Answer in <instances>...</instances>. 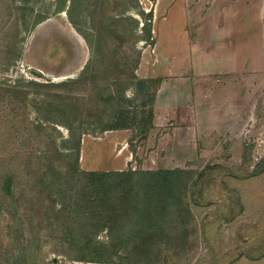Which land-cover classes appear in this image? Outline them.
Instances as JSON below:
<instances>
[{
  "label": "rangeland",
  "instance_id": "obj_1",
  "mask_svg": "<svg viewBox=\"0 0 264 264\" xmlns=\"http://www.w3.org/2000/svg\"><path fill=\"white\" fill-rule=\"evenodd\" d=\"M162 2L0 0V264H264V0L196 4L248 24L262 59L154 128ZM166 170L184 225L112 246L84 174Z\"/></svg>",
  "mask_w": 264,
  "mask_h": 264
},
{
  "label": "crops",
  "instance_id": "obj_2",
  "mask_svg": "<svg viewBox=\"0 0 264 264\" xmlns=\"http://www.w3.org/2000/svg\"><path fill=\"white\" fill-rule=\"evenodd\" d=\"M200 1L166 0L160 4L158 54L153 60L157 59L158 71L164 74L154 103V128L161 126L162 116H174L176 120L184 109H194L199 100L198 92L204 89L208 80L221 88L224 83L220 84L219 78L224 77L229 84L233 81L234 86H240L246 78L248 58L256 65L262 59L261 41L255 38L247 43L246 32L251 30L247 29L248 24L241 25L238 21L240 25H235L234 16L224 13L221 7L216 15L208 13L206 6L201 12L196 5ZM233 89L228 93L231 94ZM233 91L240 95V87ZM187 115L188 112L186 120Z\"/></svg>",
  "mask_w": 264,
  "mask_h": 264
},
{
  "label": "trees",
  "instance_id": "obj_3",
  "mask_svg": "<svg viewBox=\"0 0 264 264\" xmlns=\"http://www.w3.org/2000/svg\"><path fill=\"white\" fill-rule=\"evenodd\" d=\"M111 115L115 116V112ZM127 128V124L121 123V117L107 126L108 130ZM65 156L71 155L66 153ZM183 175L184 172L177 170L85 173L84 179L91 187L88 188L89 197L96 195V203L105 206L103 214L108 210L107 229L112 235V246L125 242L129 247L141 249L153 244V239L159 241L156 233L160 234V242L163 243L166 237L162 233L168 228L165 219L170 216V224L180 219L184 225L181 216L185 211L181 210L182 198L178 194ZM176 228L174 225L172 230L176 231ZM171 239L167 237L168 243Z\"/></svg>",
  "mask_w": 264,
  "mask_h": 264
},
{
  "label": "water",
  "instance_id": "obj_4",
  "mask_svg": "<svg viewBox=\"0 0 264 264\" xmlns=\"http://www.w3.org/2000/svg\"><path fill=\"white\" fill-rule=\"evenodd\" d=\"M37 76H39V77H41V75L40 74H36Z\"/></svg>",
  "mask_w": 264,
  "mask_h": 264
}]
</instances>
